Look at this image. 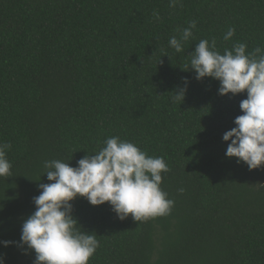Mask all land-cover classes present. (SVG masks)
Returning a JSON list of instances; mask_svg holds the SVG:
<instances>
[{
  "label": "trees",
  "instance_id": "trees-1",
  "mask_svg": "<svg viewBox=\"0 0 264 264\" xmlns=\"http://www.w3.org/2000/svg\"><path fill=\"white\" fill-rule=\"evenodd\" d=\"M181 4L0 0V143L11 144L12 164L11 177L0 178L4 264H35L19 242L39 184L49 183L44 162L76 167L114 136L165 159L161 188L174 206L167 216L121 221L108 203L77 197L72 215L99 241L88 264H264V166L250 171L227 158L223 141L247 93L221 96L219 81L189 70L202 39H215L221 54L238 42L264 49V0ZM193 20L176 53L170 38ZM185 79V99L174 101Z\"/></svg>",
  "mask_w": 264,
  "mask_h": 264
},
{
  "label": "clouds",
  "instance_id": "clouds-1",
  "mask_svg": "<svg viewBox=\"0 0 264 264\" xmlns=\"http://www.w3.org/2000/svg\"><path fill=\"white\" fill-rule=\"evenodd\" d=\"M181 0H169L170 7ZM182 6V4H181ZM158 21L160 16L153 13ZM196 21L177 30L169 45L176 53L193 36ZM234 28L223 36L231 40ZM247 44L235 43L221 54L216 41L202 39L190 54L189 70H194L197 81L209 77L219 81L218 94L238 95L246 92L240 102L242 115L234 120L235 127L226 131L223 141L229 142L226 157L256 170L264 166V49L257 47L246 52ZM185 87L174 92V101H184ZM9 143H0V178L11 177L12 164L7 159ZM49 183L39 184L40 194L33 198L34 213L22 224L19 246L35 252V264H88L99 247L97 235L82 230L73 217L72 201L86 198L93 206L108 203L123 221L129 216L136 222L170 214L174 201L161 188L162 174L170 171L163 157H152L133 142L114 136L94 155H85L76 167L61 160L43 164ZM183 188L179 189L182 194ZM8 247L12 242H2ZM0 264H4L0 257Z\"/></svg>",
  "mask_w": 264,
  "mask_h": 264
}]
</instances>
